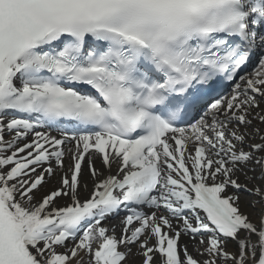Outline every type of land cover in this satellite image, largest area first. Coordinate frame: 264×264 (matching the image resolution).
I'll list each match as a JSON object with an SVG mask.
<instances>
[{
  "label": "snow or ice",
  "instance_id": "obj_1",
  "mask_svg": "<svg viewBox=\"0 0 264 264\" xmlns=\"http://www.w3.org/2000/svg\"><path fill=\"white\" fill-rule=\"evenodd\" d=\"M134 257L264 264V0H0V264Z\"/></svg>",
  "mask_w": 264,
  "mask_h": 264
},
{
  "label": "bare ground",
  "instance_id": "obj_2",
  "mask_svg": "<svg viewBox=\"0 0 264 264\" xmlns=\"http://www.w3.org/2000/svg\"><path fill=\"white\" fill-rule=\"evenodd\" d=\"M97 167H100V164H99V163H97ZM113 169H115V167H114ZM84 180H85V181H88V177H87V175H85ZM88 182H89V188H91V183H90V181H88ZM52 183H54V181H53ZM48 187H51V184L48 185ZM105 226H106V225H105ZM190 250H191V249H190ZM193 255H195V252H193ZM85 259H87V257H85ZM129 264H140V257H134V258H131V259L129 260Z\"/></svg>",
  "mask_w": 264,
  "mask_h": 264
}]
</instances>
